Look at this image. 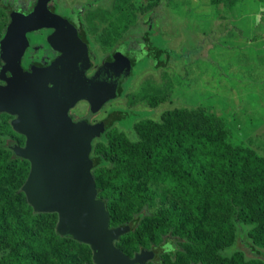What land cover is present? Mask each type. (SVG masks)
I'll return each mask as SVG.
<instances>
[{
  "label": "rangeland",
  "instance_id": "rangeland-1",
  "mask_svg": "<svg viewBox=\"0 0 264 264\" xmlns=\"http://www.w3.org/2000/svg\"><path fill=\"white\" fill-rule=\"evenodd\" d=\"M2 1L21 8L33 2ZM52 4L84 29L92 63L88 74L105 60H112L120 42L138 47L148 31L155 46L174 52L161 68L151 59L133 64L118 98L106 102L98 112L91 114L87 103L79 101L71 110L74 121L87 119L95 124L110 111L122 109L136 116L130 123H115L112 128L132 143L140 140L135 124L149 119L162 121L163 130L175 125L197 128L210 138L209 147H219L220 143L239 147L264 160V0H238L231 8L223 3L214 5L211 0H53ZM6 19L0 11V43ZM33 44L32 55L39 47ZM0 61L2 87L4 67L12 59L0 51ZM15 117L9 119L11 124ZM1 132L4 139L3 129ZM11 140L12 150L26 143L22 136ZM96 143L94 139L92 146ZM251 167L257 170L258 180L241 182L248 184L241 198L248 199V210L253 213L244 211V217L253 221L241 224L242 231L234 224L233 215H228L225 233L220 237L217 232L215 239H208L206 229H218V224H208L217 209L216 201L196 207L194 215L189 216V209L185 227L183 221H174L171 216L158 231L154 217L170 195L168 188L160 187L156 190L160 195L145 213L149 219L144 216L137 229L125 224L130 217L125 218L124 210L119 209L110 219L111 230L120 233L115 247L133 257L153 246L159 248L169 237L176 249L161 257L163 264H264V255L259 252L264 247V162ZM222 216L216 214L215 220ZM78 252L74 258L79 264H95L92 250ZM0 264H4L1 250Z\"/></svg>",
  "mask_w": 264,
  "mask_h": 264
},
{
  "label": "trees",
  "instance_id": "trees-1",
  "mask_svg": "<svg viewBox=\"0 0 264 264\" xmlns=\"http://www.w3.org/2000/svg\"><path fill=\"white\" fill-rule=\"evenodd\" d=\"M50 0H37L34 9L47 10L54 13L49 6ZM212 4L223 3L225 7L236 6L238 0H211ZM0 11H4L7 19L16 11L12 6L0 0ZM45 16H50L45 14ZM55 21L61 18L56 15ZM67 20V19H66ZM5 23V25H6ZM67 23L77 32L75 25ZM51 25V24H45ZM43 25V26H45ZM5 31V27L3 28ZM86 39L85 31H81ZM78 36V34L76 35ZM150 31L143 36L138 47H129L120 42L113 52V59L106 61L96 75L104 78L113 98L121 93V84L130 74L134 64L151 59L156 68L167 64L174 52L155 46L149 39ZM1 37V33H0ZM1 63V61H0ZM23 68V66H22ZM25 76H35L24 68ZM12 115L2 111L0 114V250L4 264H79L75 259L79 252L85 253L91 249L84 244L62 237L58 232V215L36 213L29 204L23 190L30 173V162L19 157L12 144V138L22 136L9 121ZM136 116L135 113L122 109L110 113L93 124L87 119L77 120L82 124L87 134L96 139L92 146V154L86 160L87 166L94 178L98 200L105 206L110 219L115 217L119 209L124 210L125 221L132 230L143 221L145 213L153 206L156 192L160 187L168 188L170 195L165 204L160 207L156 218V229L163 230L161 223L171 216L174 221H183L188 225L186 216L198 213V208L206 202L216 201L217 209L208 224L217 228H207L208 239H215L225 233L229 223L225 217L233 215L237 229L241 224H251L253 219L246 218L244 211L248 210V199L241 198V191L248 184H241L244 179L256 182L253 169L264 160L259 156L239 147L229 145L209 147V137L197 128L182 129L175 125L171 130H163L164 124L152 120H142L135 124L139 141L132 143L124 133L113 129L115 123L128 124ZM205 144V145H203ZM207 147V148H206ZM248 195V194H247ZM165 197V198H167ZM164 198V199H165ZM199 205V206H198ZM216 214H222V219L215 220ZM148 215V213H147ZM154 218L152 220H154ZM160 218V219H157ZM145 219L149 217L145 216ZM189 220V219H188ZM239 227V228H238ZM117 239L120 233L115 231ZM197 232V231H196ZM199 236L196 234V237ZM166 237L164 240L170 241ZM264 249V247H260ZM259 249L260 255L264 250ZM142 255V254H141ZM144 257V256H143ZM147 260V259H146ZM146 260L143 259V264Z\"/></svg>",
  "mask_w": 264,
  "mask_h": 264
},
{
  "label": "water",
  "instance_id": "water-1",
  "mask_svg": "<svg viewBox=\"0 0 264 264\" xmlns=\"http://www.w3.org/2000/svg\"><path fill=\"white\" fill-rule=\"evenodd\" d=\"M55 15L59 17L36 9L28 15L12 13L0 43L1 53L12 59L4 67L2 77L7 83L0 86V110L16 115L13 126L26 143L14 152L31 165L23 190L36 213L59 216V234L87 245L95 264H140L115 247L117 234L110 228V216L98 200L86 163L92 136L69 112L80 100H88L96 112L113 99L104 78L96 74L86 77L87 60L73 53L55 78L24 77L21 58L29 43L27 31L52 25L49 21H55ZM8 70L12 77L6 75Z\"/></svg>",
  "mask_w": 264,
  "mask_h": 264
},
{
  "label": "flooded vegetation",
  "instance_id": "flooded-vegetation-1",
  "mask_svg": "<svg viewBox=\"0 0 264 264\" xmlns=\"http://www.w3.org/2000/svg\"><path fill=\"white\" fill-rule=\"evenodd\" d=\"M37 0H33L31 4H29L27 7L21 8V7H13V10H21L24 13H29L34 9V5ZM53 0L49 1L50 8L53 9L54 13L61 18V21L54 22L52 25H45L38 27L36 29L27 31L28 36V46L21 58V66L30 73L37 72V76L40 80H49L52 78H55L58 73H60L68 64V60L70 61V55L73 53L75 56L76 54L82 55L87 60V67H86V77L90 78L96 72L100 69V67L109 60H105L103 63H101L93 72V74H88L89 69L92 67L91 59L88 54V38L86 35V39L83 38L81 31H84V29L77 23L76 20L71 19L67 17L66 15L59 12L54 4H52ZM11 14L9 15V18L7 20V23L5 25V29L7 24L10 22ZM69 22H72L77 32H73V28L67 23V20ZM5 32V31H4ZM78 34V37L76 36ZM86 34V33H85ZM32 35H36L33 39H31ZM39 46L36 47L35 54L32 55V49L34 44ZM55 44V46L53 45ZM35 47V46H34ZM44 69V72H41V70ZM40 72V74L38 73ZM4 75V72H3ZM6 75L8 77H12L13 73L11 71H7ZM71 76H73V72L71 73ZM86 79V78H85ZM4 80V79H3ZM105 82V81H104ZM4 85H6V80L3 81ZM49 85H52L50 83ZM119 96V95H118ZM115 97L113 99L118 98ZM111 99V100H113ZM111 100H107L106 102H110ZM85 101L87 103L88 109L91 114L98 112L104 105H106V102L102 105V107L96 111L93 112L91 110V106L88 100H80ZM79 102V101H78ZM77 102V103H78ZM76 103V104H77ZM75 104V105H76ZM74 107V106H73ZM72 107V108H73ZM70 109V114L71 110ZM10 115H13L10 113ZM15 116V115H14ZM89 121V120H88ZM175 244L173 243V240L166 241L162 246L157 248L156 246H153V249L149 250H142L139 255H134L133 257H129L127 255H124L129 260H135L139 263H142L143 259L146 260L143 264H163L162 256L165 254H170L175 252ZM120 251V250H119ZM121 252V251H120ZM142 254V255H141ZM144 256V257H143Z\"/></svg>",
  "mask_w": 264,
  "mask_h": 264
},
{
  "label": "bare ground",
  "instance_id": "bare-ground-1",
  "mask_svg": "<svg viewBox=\"0 0 264 264\" xmlns=\"http://www.w3.org/2000/svg\"><path fill=\"white\" fill-rule=\"evenodd\" d=\"M4 85V84H3Z\"/></svg>",
  "mask_w": 264,
  "mask_h": 264
}]
</instances>
